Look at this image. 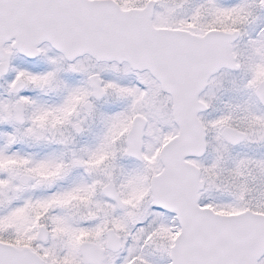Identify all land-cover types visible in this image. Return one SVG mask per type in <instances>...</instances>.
<instances>
[{"label":"snow or ice","instance_id":"obj_1","mask_svg":"<svg viewBox=\"0 0 264 264\" xmlns=\"http://www.w3.org/2000/svg\"><path fill=\"white\" fill-rule=\"evenodd\" d=\"M0 264H264V0H0Z\"/></svg>","mask_w":264,"mask_h":264}]
</instances>
